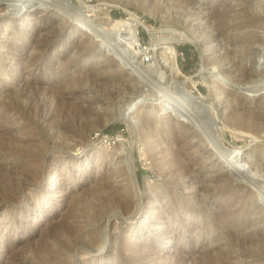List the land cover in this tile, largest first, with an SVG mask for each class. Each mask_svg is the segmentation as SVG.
Returning a JSON list of instances; mask_svg holds the SVG:
<instances>
[{
	"label": "rangeland",
	"instance_id": "obj_1",
	"mask_svg": "<svg viewBox=\"0 0 264 264\" xmlns=\"http://www.w3.org/2000/svg\"><path fill=\"white\" fill-rule=\"evenodd\" d=\"M257 1L264 2L0 0V150L12 145L30 152L29 162L0 152V264H59L53 252L70 235L65 223L77 219L86 234L76 235L68 264H264V130L239 137L225 124L227 113L255 105L264 119V92L252 96L240 87L259 78L248 76L249 57L264 45V7ZM43 16L51 20L41 21ZM110 17L136 23L143 51L135 54L122 42L107 24ZM179 34L199 45L180 41ZM166 44L178 50L179 80L202 63L212 70L210 87L201 81L186 87L193 86L194 95L226 89L214 99L218 113L207 99L195 108L177 97L174 72L162 54ZM33 92L43 98L48 121L31 108ZM167 99L178 109L165 111ZM94 132L108 133V141L93 140ZM163 136H175L204 171L194 179L171 175L170 163L161 171L158 158L167 160L176 145ZM233 146L241 149L240 163L224 153ZM216 158L232 168V187L217 179ZM30 170L38 171L35 178ZM175 178L178 183H171ZM203 180L205 189L198 191ZM126 187L130 210L113 204L94 218L104 197L112 191L125 197Z\"/></svg>",
	"mask_w": 264,
	"mask_h": 264
},
{
	"label": "bare ground",
	"instance_id": "obj_2",
	"mask_svg": "<svg viewBox=\"0 0 264 264\" xmlns=\"http://www.w3.org/2000/svg\"><path fill=\"white\" fill-rule=\"evenodd\" d=\"M258 2V7H260V8H263L264 7V2L263 1H257ZM161 5V4H160ZM20 7H21V5H20ZM126 7V6H125ZM22 8V7H21ZM123 8V7H122ZM156 8V7H155ZM154 8V9H155ZM19 9V8H18ZM21 10V9H20ZM18 11V10H17ZM150 11V10H149ZM162 13V12H161ZM165 12H163V14H164ZM209 14V13H208ZM131 15H133V13L131 12ZM167 15V14H166ZM210 15V14H209ZM45 19H48V20H51V18H50V16H43V17H41V21H44ZM109 21L110 22H108L107 24L109 25V27L115 32V34H119V36H122L123 37V39H122V42H124L125 44H127L130 48H132L133 50H135L134 52H135V54H138L142 49H139V47H140V45H141V43H140V41H139V38H138V36H137V34H136V30H137V25H136V23H133L131 20H130V18L129 19H126V18H113V17H110V19H109ZM128 21H131V23H128ZM141 21H142V19H141ZM39 22V21H38ZM43 23V22H42ZM141 23V22H140ZM148 23V22H147ZM144 26L146 25V24H143ZM148 25V24H147ZM243 25V24H242ZM238 27V26H237ZM263 34H264V26H263ZM227 31V30H226ZM179 35H181V34H179ZM199 35V34H198ZM182 36V38H180V41H183V42H189V43H193V44H196V45H199L198 43H197V41L196 40H194V39H192L190 36H188V35H186V34H182L181 35ZM214 37V36H213ZM211 39V38H210ZM38 40V39H37ZM161 39H159L158 41H160ZM206 40H208V39H206ZM157 41V42H158ZM209 41V40H208ZM41 42V41H40ZM156 42V41H155ZM212 42V41H211ZM205 43H207V42H205ZM218 43V42H217ZM204 44V43H203ZM225 44V43H224ZM38 45V44H37ZM218 45V44H217ZM216 45V46H217ZM3 45H1V47H2ZM8 46V48L10 49L11 48V46L10 45H7ZM201 47V46H200ZM219 47V46H218ZM217 47V48H218ZM48 48V47H47ZM163 48H164V50H163V55H164V58H166L165 60H166V62L168 63V65L170 66V68H171V70H173L172 72H174L172 75H171V77H172V80H173V83L175 84V93H176V95H177V97L178 98H181L180 100H184L186 103H188V104H190V105H192L193 107H195L193 104H196L197 106H198V104L200 103V101H205V99H207L208 101H209V103H210V105L214 108V110H215V112H219V110H218V106H219V104L217 105V101L215 102L214 101V99H216V98H218V99H220V97H221V95L223 94V95H225L224 93L226 92V89H224L222 86H215V87H217L215 90H214V92L212 93V92H210V94L209 95H206V94H204V93H201V94H199V95H194V93H193V86H190L189 88H187L186 87V83L187 82H192L194 85H196L198 82H205V83H208V78H209V76L211 75L210 73L212 72V70L209 68V70L207 71L206 70V67H205V65H204V63H202V67H201V69L199 70V71H197L196 73H193V74H190V75H186V77L183 79V80H179L178 79V76H179V73H180V71H181V68H180V66H179V63H178V61H177V51L178 50H176V48L175 47H173V46H171V45H165V46H163ZM215 48V47H214ZM216 48V49H217ZM221 48V47H220ZM45 49V48H44ZM143 51V50H142ZM202 51V50H201ZM92 53V52H91ZM212 53V52H211ZM214 53H216V52H214ZM218 54V53H217ZM148 55H149V51H148V49L147 48H145V51H144V56H146V57H148ZM216 55V54H215ZM215 57V56H214ZM218 57V56H217ZM222 57V56H221ZM224 57V56H223ZM250 58V61H251V64H253L252 66H253V69H250V75H248L249 76V78L250 77H252L253 75H255L256 73H257V75L259 76V78H257V79H253V83L254 84H251L250 86H243V85H240V87L241 88H244V90H246L250 95H252V96H256V95H258V94H260V93H263L264 92V45H262V46H260V47H258L257 48V50H256V52L254 53V55L253 56H251V57H249ZM37 59V58H36ZM145 59H147V60H149L148 58H145ZM208 59V58H207ZM211 59H212V57H211ZM217 59V58H216ZM223 59H225V58H223ZM144 60V59H143ZM32 61H34V60H32ZM31 61V62H32ZM145 61V60H144ZM214 61H216V60H212V62H210L209 61V63L210 64H212V65H214ZM225 61V60H224ZM30 62V61H29ZM220 63V62H219ZM1 64V63H0ZM207 64V63H206ZM32 65V64H31ZM36 65V64H35ZM208 65V64H207ZM221 65V64H220ZM219 65V66H220ZM215 67H216V65H214ZM251 66V67H252ZM214 67V68H215ZM247 68H250V67H247ZM38 69V68H37ZM216 69H217V67H216ZM170 70V69H169ZM247 70V69H246ZM249 70V69H248ZM163 71V73H165L164 72V70H162ZM1 72V71H0ZM171 72V73H172ZM182 72V71H181ZM228 72V71H227ZM245 71H243V73H244ZM3 73V72H2ZM223 73H225V72H223ZM226 74V73H225ZM228 74H229V72H228ZM228 74H226V75H228ZM245 74V73H244ZM2 75V74H1ZM222 76H223V74H222ZM240 76H242V75H240ZM245 77H246V74H245ZM244 77V78H245ZM112 78L114 79L115 77L114 76H112ZM225 78H227V79H232V78H230L229 76H226ZM242 78H243V76H242ZM171 79V78H170ZM223 79V78H222ZM246 79H248V78H246ZM246 79H245V81H246ZM223 80H225V79H223ZM249 80V79H248ZM171 81V80H170ZM236 81H238V80H236ZM240 81L241 80H239V82H236L237 84H239L240 83ZM31 82H34V80L33 81H31ZM172 82V81H171ZM252 82V81H251ZM5 83V82H4ZM15 83H16V81H15ZM19 83V82H18ZM246 83H247V81H246ZM245 83V84H246ZM30 85V84H29ZM214 85V84H213ZM222 85V84H221ZM208 86H209V83H208ZM15 87H17V85L15 86ZM29 87H32V84L29 86ZM56 87V86H55ZM210 87V86H209ZM13 89V88H12ZM17 89H19V88H17ZM45 89V88H44ZM212 89V88H211ZM10 91H11V89H10ZM14 91V90H13ZM211 91H213V90H211ZM234 92V91H233ZM236 92V91H235ZM15 93V92H14ZM27 93V92H26ZM22 94H24V93H22ZM233 94V93H232ZM12 95V94H11ZM21 95V94H20ZM31 95H32V93H31ZM162 95V94H161ZM14 96H15V94H14ZM28 97V96H27ZM26 97V98H27ZM39 97V96H38ZM37 97V94L36 93H34L33 92V95L31 96V101L29 102L30 103V105H31V108L33 109V110H35L36 111V113L39 115V114H41L42 115V118L43 119H45V121H48V120H46V119H48V118H50L49 117V115H46V114H44L45 112L44 111H42L43 110V108H42V106L40 105V104H42L41 102H40V100L42 101V99H39ZM163 97V96H162ZM167 97V96H166ZM13 98V97H12ZM15 98V99H14ZM13 99H14V103H18L19 102V96L18 95H16L15 97H14ZM29 98V97H28ZM238 98V97H237ZM231 99H233L232 97H231ZM12 101V100H11ZM159 101V100H158ZM165 101H167V104L168 105H170V106H165V107H163V109L165 110V111H167L168 110V108L169 107H171V106H173L174 104L170 101V100H165ZM27 102H28V100H27ZM44 102H46L45 100H44ZM256 102V101H255ZM20 103V102H19ZM257 103V102H256ZM24 104H25V102H24ZM46 104V103H45ZM67 104V103H66ZM22 106H23V104H22ZM27 106V105H26ZM45 106V105H44ZM175 106V105H174ZM256 107H255V109H252V108H250V109H248L247 110V112L246 113H240L241 111H239V113H236V114H234V113H232V115H230L229 113H227L226 115L227 116H229V117H225V124H226V128L227 129H230V131L235 135V136H242V137H244V134H246V133H248V132H253V134H257V135H259L261 132H262V130H264V119H262V118H260L261 117V115L260 114H258L257 113V110H256V108L258 109H260V107H261V105H255ZM251 107V106H250ZM262 107H263V105H262ZM28 108H29V106H28ZM196 108V107H195ZM17 109H18V107H17ZM20 109V108H19ZM162 109V110H163ZM227 109V108H226ZM27 110V109H26ZM32 110V111H33ZM161 110V109H160ZM232 110V109H231ZM30 111H31V109H30ZM34 111V112H35ZM127 111V110H126ZM164 111V112H165ZM170 111V110H169ZM213 111V110H212ZM233 112H234V110H232ZM44 112V113H43ZM162 112V111H161ZM237 112V111H236ZM216 113V114H217ZM25 114V113H24ZM127 114V113H126ZM126 114H125V112L122 114V116H123V118L128 122L129 120L127 119V117H126ZM34 115H36L35 113H34ZM219 115V114H218ZM223 115V114H222ZM259 115H260V117H259ZM48 117V118H47ZM219 117V116H218ZM122 118V117H121ZM122 118V119H123ZM220 118V117H219ZM130 119V118H129ZM48 123V122H47ZM49 125H50V123H49ZM66 125V124H65ZM91 125V124H90ZM100 125V124H99ZM66 127V126H65ZM68 127V126H67ZM70 127V126H69ZM75 127V126H74ZM145 128H147V127H145ZM236 128H240V130H236ZM77 129V128H76ZM92 129V128H91ZM245 129H247V130H245ZM78 130V129H77ZM80 130H81V128H80ZM223 132L222 133H220V140L221 141H223L224 140V137H226V134H225V130H224V128H223V130H222ZM150 132V131H149ZM149 132L148 131H146V133H148V135H149ZM258 132H259V134H258ZM81 133V132H80ZM145 133V134H146ZM252 134V133H251ZM248 134H246L245 136H247ZM33 136V135H32ZM185 137V136H184ZM13 138V137H12ZM148 138V137H147ZM9 139V138H8ZM125 140V139H124ZM14 141V140H13ZM120 141H122V139H120ZM162 141L163 142H165V143H169V142H175L176 141V137L175 136H163L162 137ZM4 142V141H3ZM23 142V141H22ZM27 142V141H26ZM25 142V143H26ZM224 142V141H223ZM8 144H9V142H7ZM28 143V142H27ZM26 143V144H27ZM17 144V143H16ZM24 144V143H23ZM25 144V145H26ZM28 144H30V142L28 143ZM34 144V143H33ZM32 144V145H33ZM91 144H93V143H91ZM120 144V143H119ZM121 144H124L123 146H122V149H121V151L123 150H125L126 149V145H125V141H124V143H122L121 142ZM175 147L174 148H172L171 150L169 149V151H168V153H169V158L166 160L165 159V161H164V158H165V156H162L161 158H158L159 159V163H161V166H159L160 168V170L162 171L163 170V168H162V165H168L169 163V167H170V172H172L171 173V175L173 174V173H178V175L177 176H179L178 177V179H180V177L181 178H185V177H189V178H192V179H194L195 177H198V174L200 173V172H203L204 171V164H201V162H200V164L201 165H199L198 166V164L199 163H195V161L192 159V158H189V157H187L186 156V154H188V148H186L185 146H182L181 145V143H178V142H175ZM35 145V144H34ZM37 145V144H36ZM36 145H35V147H36ZM95 145V144H94ZM2 146V145H1ZM98 146V145H97ZM30 147H31V145H30ZM42 147V146H41ZM170 147V146H169ZM2 149L1 150H3V151H5L6 153H8V154H10V155H12V156H14V157H16L17 159H19V158H24V159H30V155H29V151H27L26 152V149H25V147H23L22 149L21 148H19V149H17L16 148V146L15 147H13L12 145L10 146V147H8L7 149H6V147H5V145H3L2 147H1ZM33 149H34V147H32ZM44 148V147H43ZM98 148V147H97ZM148 148V147H147ZM41 149L42 148H39L38 149V151H36L35 150V154H31L32 155V157H35V156H38V153L41 151ZM102 149V148H101ZM152 149H153V147H152ZM155 149V148H154ZM196 149V148H195ZM0 150V152H2ZM32 150V149H31ZM97 150V149H96ZM167 150V149H166ZM204 150V149H203ZM32 151H34V150H32ZM31 151V152H32ZM109 151V150H108ZM127 151V150H126ZM125 151V152H126ZM156 151V150H155ZM100 152V151H99ZM104 152V151H103ZM124 152V153H125ZM205 152V151H204ZM106 153V152H105ZM154 153V152H153ZM157 153H159L158 151H157ZM161 153V152H160ZM224 153H225V155L226 156H228V157H231L233 160H234V162H236V163H240L243 159L241 158L242 156L240 155L239 156V154H242L241 153V149L239 148V147H236V146H233L232 148H224ZM223 153V154H224ZM3 154V153H2ZM122 154V153H121ZM1 155V154H0ZM35 155V156H34ZM162 155V154H161ZM5 156H7V155H5ZM1 157V156H0ZM3 157V156H2ZM192 157V156H191ZM8 158V157H7ZM40 158V157H39ZM203 158V157H202ZM210 158V157H209ZM1 159V158H0ZM24 159H23V161H24ZM160 159H161V161H160ZM205 159V158H204ZM208 159V158H207ZM26 161V162H29V161ZM126 161V160H125ZM8 162V161H7ZM25 162V161H24ZM31 162V161H30ZM40 163H41V161H40ZM127 163V162H126ZM27 164V163H26ZM196 164H197V166H196ZM42 165H43V163H42ZM164 165V166H165ZM213 165L214 166H216V168H217V170L219 171V175H218V177H217V179H219V181L221 180V183H222V181L224 182V184H226V185H230L231 187H232V183H233V178H232V168L231 169H229V170H226V168L224 167V165H223V162H222V160H218L217 158L215 159V160H213ZM30 166V165H29ZM33 166V165H32ZM34 166H35V169H39L40 167H41V165L39 164V161L37 162V161H35V163H34ZM33 166V167H34ZM163 166V167H164ZM31 167V166H30ZM32 167V168H33ZM15 168V167H14ZM13 168V169H14ZM158 168V167H157ZM162 168V169H161ZM166 168V167H165ZM28 169V168H27ZM6 170V169H5ZM35 171V170H30L31 171V173H32V175L34 174V177L33 178H35V176H37V172L38 171ZM117 170V169H116ZM41 172H42V170H40ZM54 175V174H53ZM52 175V176H53ZM4 177V176H3ZM2 177V178H3ZM10 177V176H9ZM40 176H38V178H39ZM6 178V177H5ZM4 178V179H5ZM40 178H42V177H40ZM39 178V179H40ZM0 179H1V177H0ZM38 179V180H39ZM173 179V178H172ZM135 180V179H134ZM2 181H4V180H2ZM1 181V182H2ZM7 181V180H6ZM178 181L179 180H177V178H175L171 183H178ZM186 181V180H185ZM201 181V180H200ZM10 183V182H9ZM13 183V182H12ZM134 183H136V184H138V182L137 181H135ZM8 184V183H7ZM11 184V183H10ZM201 185L198 187V191H202V190H204L205 189V187H204V180H203V182L202 183H200ZM207 183H205V185H206ZM232 184V185H231ZM14 185V184H13ZM102 185V184H101ZM100 185V186H101ZM208 185V184H207ZM206 185V186H207ZM218 185V184H217ZM127 186V185H126ZM135 186V185H134ZM138 186V185H137ZM239 186V185H238ZM112 187V186H111ZM129 187V186H128ZM136 187V186H135ZM209 186H207V188H208ZM11 189V188H10ZM126 189H127V191L130 189H128L127 187H126ZM214 189V188H213ZM95 190V189H94ZM99 190V189H98ZM125 190V189H124ZM207 190V189H206ZM205 190V191H206ZM132 191V190H131ZM209 191V190H208ZM129 192V193H128ZM127 193H125V197H118L116 194H115V192H111L110 193V195H108V197H104V200H103V202L100 204L99 203V207H101V211H98V209L97 210H95V212L93 213V216H94V218H96V219H100L101 217H100V215H102L103 213L102 212H104V210L107 208H111V205H113V204H115L114 206H116V205H120L121 207L123 206V208L124 207H127V209L129 208V206H130V204L132 205V200H131V194H130V191H128ZM134 193V192H133ZM132 193V194H133ZM84 194V193H83ZM82 195V194H81ZM122 195V194H121ZM100 196V195H99ZM174 198V197H173ZM137 199V198H136ZM155 199V198H154ZM67 200V199H66ZM81 200H82V198H81ZM224 200V199H223ZM190 201V200H189ZM69 203H72V202H69ZM75 203V202H74ZM82 203V202H81ZM76 204V203H75ZM78 204V203H77ZM71 205V204H70ZM81 205V204H80ZM232 205V204H231ZM72 206V205H71ZM97 206V205H96ZM225 206V205H224ZM68 207V206H67ZM90 207V206H89ZM98 207V206H97ZM98 207V208H99ZM73 208V207H72ZM74 208H76V207H74ZM114 208V207H113ZM70 209V208H69ZM68 209V210H69ZM77 209V208H76ZM80 209V208H79ZM79 209H78V211H79ZM92 209V208H91ZM100 209V208H99ZM124 209H126V208H124ZM66 210V209H65ZM129 210H130V208H129ZM73 211H74V209H73ZM81 211V210H80ZM83 211V210H82ZM152 211V210H151ZM217 211H219V210H217ZM70 213V212H69ZM107 214V213H106ZM128 214V213H127ZM220 214V213H219ZM71 215V214H70ZM226 215V214H225ZM74 216H76V215H74ZM82 216V215H81ZM103 216V215H102ZM70 217H68V219H69ZM71 218H72V215H71ZM78 218V217H77ZM93 218V219H94ZM146 220V219H145ZM77 221H79V219H77ZM76 221V222H77ZM76 222H74L75 224H72L71 223V221H70V223H68V221H67V224L65 223V228H67V230L65 231V232H68V230H69V234L70 235H68L67 233V236H66V239L65 240H63L62 241V243H61V246L60 247H56L57 248V250L55 249V251L53 252V259L55 260L56 259V261H58V262H60L59 264H65V263H67L68 264V262H69V259L68 258H70V256L72 255V250H73V248H74V244L76 243V241H77V237H76V235H81L82 236V234L83 233H81V232H84L85 233V230H84V228H83V226L81 225V224H78V222L76 223ZM62 224V223H61ZM152 226V225H151ZM99 227V226H98ZM159 227V226H158ZM83 228V229H82ZM228 229V228H227ZM89 230V229H88ZM239 230V229H238ZM91 231H94V230H92L91 229ZM96 232V231H95ZM126 233V232H125ZM238 233V232H237ZM55 234V233H54ZM54 234H52V235H54ZM64 234V233H63ZM86 234V233H85ZM96 234V233H95ZM94 234H93V232H92V236H93ZM233 235V234H232ZM99 237V236H98ZM52 238V237H51ZM70 240V241H69ZM88 240L89 241H91V242H93V244H94V246H96L97 245V248H98V246H101L100 245V242L97 240L96 241V239H94V237H90V238H88ZM43 242V241H42ZM90 242V243H91ZM247 242V241H246ZM7 243V242H6ZM39 244V243H38ZM92 244V243H91ZM90 244V245H91ZM99 244V245H98ZM46 245V244H45ZM89 245V246H90ZM44 246V245H43ZM55 246V245H54ZM86 246V245H85ZM233 246V245H232ZM41 247V246H40ZM81 247V246H80ZM52 248V247H51ZM12 249V248H11ZM10 249V250H11ZM35 249V248H34ZM53 249V248H52ZM86 249V248H85ZM54 250V249H53ZM53 250H50L51 252L53 251ZM126 251V250H125ZM135 251V250H134ZM85 253V252H84ZM220 253V252H219ZM50 254H52V253H50ZM13 255V254H12ZM227 255V254H226ZM50 256V255H49ZM141 256V255H140ZM40 257V256H39ZM14 258V257H13ZM50 257H48V259H49ZM52 258H51V261L50 262H54L53 260H52ZM39 260H42V259H39ZM50 260V259H49ZM11 261V260H10ZM14 261V260H13ZM46 261H47V259H46ZM55 261V262H56ZM6 262V261H5ZM42 262H44V260L42 261ZM70 263V262H69ZM72 263H74V262H72ZM4 264H7V263H4ZM11 264V263H10Z\"/></svg>",
	"mask_w": 264,
	"mask_h": 264
},
{
	"label": "built area",
	"instance_id": "obj_3",
	"mask_svg": "<svg viewBox=\"0 0 264 264\" xmlns=\"http://www.w3.org/2000/svg\"><path fill=\"white\" fill-rule=\"evenodd\" d=\"M103 136H106V138L102 139ZM108 136H109L108 133L104 134V133H101V132H94L92 138H93V140H100V141L101 140H103V141L106 140V141H108Z\"/></svg>",
	"mask_w": 264,
	"mask_h": 264
},
{
	"label": "trees",
	"instance_id": "obj_4",
	"mask_svg": "<svg viewBox=\"0 0 264 264\" xmlns=\"http://www.w3.org/2000/svg\"><path fill=\"white\" fill-rule=\"evenodd\" d=\"M115 15H119V13H115ZM186 49L183 47L182 52L185 53Z\"/></svg>",
	"mask_w": 264,
	"mask_h": 264
},
{
	"label": "water",
	"instance_id": "obj_5",
	"mask_svg": "<svg viewBox=\"0 0 264 264\" xmlns=\"http://www.w3.org/2000/svg\"><path fill=\"white\" fill-rule=\"evenodd\" d=\"M174 105H175V104H174ZM174 105H173V107H174L175 109H178V106H177V105L174 106ZM239 169H240V168H239Z\"/></svg>",
	"mask_w": 264,
	"mask_h": 264
}]
</instances>
